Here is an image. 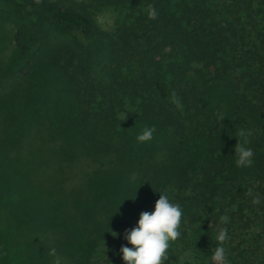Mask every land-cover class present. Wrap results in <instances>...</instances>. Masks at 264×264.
<instances>
[{"label": "trees", "instance_id": "16d2710c", "mask_svg": "<svg viewBox=\"0 0 264 264\" xmlns=\"http://www.w3.org/2000/svg\"><path fill=\"white\" fill-rule=\"evenodd\" d=\"M161 192L164 264H264V0H0V264H125Z\"/></svg>", "mask_w": 264, "mask_h": 264}, {"label": "clouds", "instance_id": "9594fccd", "mask_svg": "<svg viewBox=\"0 0 264 264\" xmlns=\"http://www.w3.org/2000/svg\"><path fill=\"white\" fill-rule=\"evenodd\" d=\"M149 19L155 20L158 12L154 6H149L147 10ZM172 102L178 108L182 109L183 105L177 98L176 93H172ZM222 118V116H221ZM156 129L154 127H145L136 137L138 144L148 143L153 140ZM239 135L245 137L243 143H237L235 151V164L237 167H250L253 164V151L248 144L247 135L244 130H241ZM260 201L256 199L254 204ZM183 210L181 205L170 201L169 197L161 192L160 198L155 203L154 211L141 212L137 225L130 230H126L124 239L127 244L132 247L122 245L120 254L125 264H164L166 253L170 248L171 242L177 240L181 232ZM221 221L227 222V217H221ZM115 236H118L116 233ZM227 238V229L221 230L216 239L220 242ZM56 255L55 249L51 253ZM226 249L223 246H218L212 254V260L215 262L225 261ZM55 264H61L59 258Z\"/></svg>", "mask_w": 264, "mask_h": 264}, {"label": "rangeland", "instance_id": "374dc122", "mask_svg": "<svg viewBox=\"0 0 264 264\" xmlns=\"http://www.w3.org/2000/svg\"><path fill=\"white\" fill-rule=\"evenodd\" d=\"M102 23L105 24V25H108L109 21H111V19H108L106 17L102 18L101 19Z\"/></svg>", "mask_w": 264, "mask_h": 264}]
</instances>
